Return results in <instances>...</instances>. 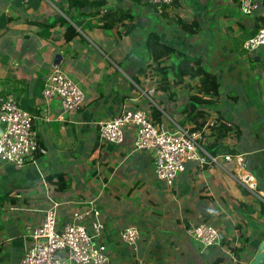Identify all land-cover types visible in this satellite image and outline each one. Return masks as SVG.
I'll list each match as a JSON object with an SVG mask.
<instances>
[{
    "label": "crops",
    "instance_id": "obj_1",
    "mask_svg": "<svg viewBox=\"0 0 264 264\" xmlns=\"http://www.w3.org/2000/svg\"><path fill=\"white\" fill-rule=\"evenodd\" d=\"M0 15L8 22L0 31V94L33 110L46 151L22 168L0 163V264H19L27 229L41 224L52 202L59 204V226L89 202L101 208L111 264H253L264 241V54L243 46L264 19V3L246 16L234 0H175L163 14L142 0H0ZM132 24L133 31L124 33ZM152 32L220 77V97L198 111L233 123L223 144L246 154L256 192L224 167L190 162L168 194L150 152L99 143V123L123 109L156 108L174 119L199 92V77L176 86L170 80L172 97L159 89L164 78L144 50ZM161 63L165 67L168 60ZM56 69L77 82L87 102L64 120L59 101L42 95ZM148 89L155 90L153 107ZM56 174L63 175L66 189L59 190ZM201 223L220 230L219 246L204 250L188 237L187 229ZM127 225L140 231L132 247L119 239Z\"/></svg>",
    "mask_w": 264,
    "mask_h": 264
},
{
    "label": "built area",
    "instance_id": "obj_2",
    "mask_svg": "<svg viewBox=\"0 0 264 264\" xmlns=\"http://www.w3.org/2000/svg\"><path fill=\"white\" fill-rule=\"evenodd\" d=\"M142 1L159 14H163L175 2ZM263 2L264 0H240L239 10L246 16H254ZM243 48L248 53L260 51L264 54V23ZM153 92L154 89L146 91L152 107L155 106L152 101ZM42 95L47 101H59L61 120L70 113L80 111L87 104L85 94L77 82L59 69L45 80ZM153 112L145 108H127L100 122L97 133L99 143L120 147L129 143L133 152H150L154 159L156 176L168 194L176 190L177 178L186 171L190 162H195L201 168L206 165L224 167L229 174L236 175L240 185L256 192L257 179L245 167V153L212 156L202 147L203 137L211 134L210 127L219 124L216 117L209 120L202 132L190 133L165 112L161 115V122H157ZM0 120L7 124L0 136L1 164L22 168L37 154L46 153L35 130L36 116L22 109L10 94H0ZM222 122L229 128L233 126L231 122ZM227 138L229 139V134L225 140ZM223 163L226 165L223 166ZM58 205L52 202L45 210L41 224L27 229L25 252L19 264H111V251L102 240L107 224L102 217L101 208L95 202H89L87 206L74 211L59 226ZM187 234L204 250L219 246L223 239L220 230L208 223L191 225ZM119 239L124 245L132 247L139 241L140 231L135 225H127L120 231Z\"/></svg>",
    "mask_w": 264,
    "mask_h": 264
},
{
    "label": "trees",
    "instance_id": "obj_3",
    "mask_svg": "<svg viewBox=\"0 0 264 264\" xmlns=\"http://www.w3.org/2000/svg\"><path fill=\"white\" fill-rule=\"evenodd\" d=\"M239 4L240 0H234ZM264 3V2H263ZM107 14V13H106ZM260 18L257 19V21ZM264 23V19H262L261 23H257L254 27L252 34L255 35L262 24ZM8 27L7 18L5 15H0V31H5ZM134 24L129 26L127 30L124 32L126 34H129L133 31ZM252 35V36H253ZM71 38L67 37L66 41H70ZM144 50L149 55H152V58L155 60V63H157L156 70L158 74L163 76L164 78V84L161 85V88L164 92L167 94H170L171 97L174 95L171 89L173 86L171 85L170 80H172L173 85H179L185 81L186 78L191 77H199L200 86L199 92L196 95L191 96L187 102L183 105H185L186 109L183 112H187L188 118L190 117L191 122L194 124L193 127H186L184 120L176 119L173 120L180 126L185 127L189 130L190 133L198 132L204 129V126L208 124L209 118L207 114H203L198 111L199 107L203 104H207L210 102H213L212 97L215 99H218L220 97V88H221V82L220 77L217 75H211L206 71V68L202 66V60L198 58L197 56H192L188 53H185L182 50H179L178 48L163 43L160 39V36L156 32H152L148 35L145 44H144ZM167 59L168 65L165 67H161L162 61ZM152 64L146 65L147 67H150ZM142 70H145V68H142ZM138 84L139 82L136 81ZM2 95V94H1ZM209 96L210 100H206L203 97ZM18 103V102H17ZM22 109L27 110L29 112L33 113V110L28 109L24 107L21 104H18ZM199 112V113H198ZM154 118L157 122H161V112L158 109H154ZM219 121V124L216 126H212L211 128V134L209 136L203 137L202 147L212 156H219V155H225V154H235L236 150L229 149V146L224 145L223 142L227 135L229 134V131L232 129L229 128L227 125H225L222 121H227L222 117H216ZM233 125V123H232ZM237 153V152H236ZM205 167V166H204ZM55 178H57V183L63 184L60 186L59 190L66 189L68 184L64 182L63 175L62 174H56L54 175ZM212 264H220V260L216 259Z\"/></svg>",
    "mask_w": 264,
    "mask_h": 264
},
{
    "label": "water",
    "instance_id": "obj_4",
    "mask_svg": "<svg viewBox=\"0 0 264 264\" xmlns=\"http://www.w3.org/2000/svg\"><path fill=\"white\" fill-rule=\"evenodd\" d=\"M61 58L60 55L55 56V64L58 63V60ZM6 122L0 120V136L3 135L6 129ZM253 264H264V241L259 245L258 251L254 257Z\"/></svg>",
    "mask_w": 264,
    "mask_h": 264
},
{
    "label": "rangeland",
    "instance_id": "obj_5",
    "mask_svg": "<svg viewBox=\"0 0 264 264\" xmlns=\"http://www.w3.org/2000/svg\"><path fill=\"white\" fill-rule=\"evenodd\" d=\"M157 78H159V77H157ZM194 78H196V77H194ZM190 81H191V84H192V79H189ZM155 86V85H154ZM186 88V87H185ZM194 92L196 91V89H194L193 90ZM155 95V90H154V92H153V96ZM164 108H165V111L166 112H169V114L173 117V115H176V114H173L172 115V113L169 111V109L166 107V106H163ZM185 110H187L186 109V107H185V105H182L179 109H178V111H177V113H178V115H177V117L175 116V118L176 119H178V117H180V120H184V122H186V124H191L192 122H191V119H190V117L188 118L187 116H188V114H187V112H183V111H185Z\"/></svg>",
    "mask_w": 264,
    "mask_h": 264
}]
</instances>
